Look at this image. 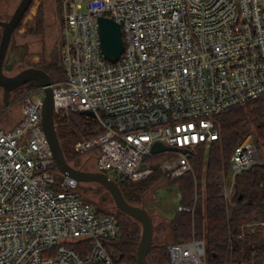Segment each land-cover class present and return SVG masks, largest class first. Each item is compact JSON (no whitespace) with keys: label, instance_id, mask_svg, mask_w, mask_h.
<instances>
[{"label":"built area","instance_id":"built-area-1","mask_svg":"<svg viewBox=\"0 0 264 264\" xmlns=\"http://www.w3.org/2000/svg\"><path fill=\"white\" fill-rule=\"evenodd\" d=\"M62 18L54 115L95 114L101 132L76 149H97L98 171L117 183L152 173L156 142L188 151L155 155L174 158L170 177L190 173V156L219 140L218 117L264 98V0H62ZM99 18L120 26L114 63L102 55ZM42 98L41 87L26 93L19 123L0 128V264H116L105 242L117 237V219L86 203L76 181L57 179ZM257 158L246 136L222 183L227 201ZM205 253L195 239L168 246L170 264H205Z\"/></svg>","mask_w":264,"mask_h":264},{"label":"trees","instance_id":"trees-1","mask_svg":"<svg viewBox=\"0 0 264 264\" xmlns=\"http://www.w3.org/2000/svg\"><path fill=\"white\" fill-rule=\"evenodd\" d=\"M43 69L51 83L65 79L64 70L55 63ZM39 87L37 82L27 83L26 93ZM217 121L220 126L219 140L212 142L207 150L201 147L190 156V173L177 178L166 177L160 168L165 156H152L146 160L152 168L148 179L138 182L118 181L124 199L131 205L141 206L147 192L165 179L178 187L179 207L192 210L190 213L177 211L166 223L172 242L152 243L146 256L149 264H170L168 246L192 239L204 242L205 264H261L263 261L264 226L255 224L264 222V160L260 164H252L235 177L230 200L222 196L221 189L223 181L231 174L234 150L246 136L253 134L254 143H259L264 154V98L236 107L220 115ZM54 123L64 157L69 164L72 161L76 168V145L97 136L101 132L100 125L96 120L78 112L63 117L54 115ZM95 150L98 158L99 152ZM57 179L61 180L62 175L58 174ZM81 184H96L113 203L110 195L97 183H78L76 190L79 195ZM113 207L116 211L113 216L118 222V235L105 242L106 250L116 264H136L141 225L117 210L114 203ZM159 225L161 227L164 222L161 220Z\"/></svg>","mask_w":264,"mask_h":264},{"label":"rangeland","instance_id":"rangeland-1","mask_svg":"<svg viewBox=\"0 0 264 264\" xmlns=\"http://www.w3.org/2000/svg\"><path fill=\"white\" fill-rule=\"evenodd\" d=\"M9 1L12 0H0V3ZM62 24V0H33L21 21L20 27L14 32L16 43L20 45V51L18 53L20 61L14 68L13 73H17L26 68H36L44 71L43 68L48 69L49 65L54 63L60 66ZM26 90L27 84L14 91L10 96L7 108L2 104L3 102L0 97L1 129H11L19 121L21 98L26 94ZM18 98L20 99L16 101ZM248 136L255 139L253 134H249ZM255 143L258 158L264 160V154L259 143L257 141ZM208 147H205V149L207 150ZM76 152L78 154L76 156V168L97 171V151L94 148L85 151L76 149ZM173 159L171 155H166L161 161L160 168L166 177L169 176L167 170L169 168L166 165H171ZM73 164L71 161L70 165L73 166ZM145 164L151 167L149 161H146ZM226 182H229V179ZM79 192L84 200L96 206L99 211H103L109 215L116 214L113 203L104 190L96 184H81L79 186ZM143 204L153 220V245L170 244L172 239L165 226H167L166 223L175 216L179 209L178 187L163 179L157 186L147 192ZM161 220L164 222V225L159 227Z\"/></svg>","mask_w":264,"mask_h":264},{"label":"water","instance_id":"water-1","mask_svg":"<svg viewBox=\"0 0 264 264\" xmlns=\"http://www.w3.org/2000/svg\"><path fill=\"white\" fill-rule=\"evenodd\" d=\"M31 2L32 0H20L10 19L5 22H0V87L4 91V107H8L11 93L18 88L30 82H37L40 85L43 91L41 126L59 174L73 179L79 184L97 183L102 186L110 195L115 208L141 225V238L137 248L136 264H149L146 260V256L153 243V220L144 208L143 202L141 206L129 204L124 199L119 184L109 179L105 173L75 168L66 161L55 129L53 92L49 75L45 71L36 68H26L12 77H6L2 74V62L9 41ZM97 24L102 55L105 60L114 63L118 60L123 51L120 26L108 18H99ZM80 115L95 119V114L91 111L80 112ZM176 151H180L184 154L188 153L186 150L167 147L159 142L152 145L150 153L152 156H155L164 152ZM262 162L263 160L260 158H257L255 161V163L258 164Z\"/></svg>","mask_w":264,"mask_h":264},{"label":"flooded vegetation","instance_id":"flooded-vegetation-1","mask_svg":"<svg viewBox=\"0 0 264 264\" xmlns=\"http://www.w3.org/2000/svg\"><path fill=\"white\" fill-rule=\"evenodd\" d=\"M19 2H20V0H12V1H9L6 3H2V2L0 3V22H5V21H8L10 19L11 15L15 11ZM29 7H28V9H29ZM20 22H19L17 28L20 27ZM0 30H1V28H0ZM0 36H1V32H0ZM19 51H20V45L16 43V40H15L14 34H13L10 41H9V44H8V47H7L3 62H2V74L4 76L12 77L15 74L20 72L19 71L17 73H13L14 68L16 67L17 63L20 61V59L18 58L19 57L18 56ZM3 93H4V91L0 87V95H1L0 97L2 99V102H3ZM12 93H11V95H12ZM19 99H17L16 101H18ZM2 104H4V102Z\"/></svg>","mask_w":264,"mask_h":264},{"label":"crops","instance_id":"crops-1","mask_svg":"<svg viewBox=\"0 0 264 264\" xmlns=\"http://www.w3.org/2000/svg\"><path fill=\"white\" fill-rule=\"evenodd\" d=\"M19 119H21V110H20V118ZM8 130V129H7Z\"/></svg>","mask_w":264,"mask_h":264}]
</instances>
